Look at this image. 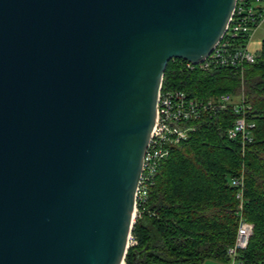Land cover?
I'll return each mask as SVG.
<instances>
[{
	"label": "water",
	"instance_id": "obj_1",
	"mask_svg": "<svg viewBox=\"0 0 264 264\" xmlns=\"http://www.w3.org/2000/svg\"><path fill=\"white\" fill-rule=\"evenodd\" d=\"M237 0H0V264H122L172 58Z\"/></svg>",
	"mask_w": 264,
	"mask_h": 264
},
{
	"label": "trees",
	"instance_id": "obj_2",
	"mask_svg": "<svg viewBox=\"0 0 264 264\" xmlns=\"http://www.w3.org/2000/svg\"><path fill=\"white\" fill-rule=\"evenodd\" d=\"M186 60H169L163 88H178L191 97L210 98L221 93L244 95L252 105L251 140L229 138L232 109L206 114L198 129L171 149L163 159L144 202L138 204L126 264H202L206 259L227 261L236 239L240 217L253 223L244 264H264V39L255 61L243 70L184 67ZM242 177L244 199L238 208Z\"/></svg>",
	"mask_w": 264,
	"mask_h": 264
},
{
	"label": "built area",
	"instance_id": "obj_3",
	"mask_svg": "<svg viewBox=\"0 0 264 264\" xmlns=\"http://www.w3.org/2000/svg\"><path fill=\"white\" fill-rule=\"evenodd\" d=\"M264 0H237L236 7L230 18L223 37L213 50L200 62L186 60L184 67L202 70H213L219 67L242 69L246 64L255 61L256 53L250 50V39L253 33L264 22ZM232 109L236 117L228 126L226 134L229 138L241 137L243 145L252 139L251 128L255 123L249 119L252 105L246 102L244 95L235 97L230 92L221 93L215 97H191L178 88H163L158 94L156 120L151 138L145 153L143 170L140 177L137 195L135 220L138 216V204L145 201L148 190L154 183L158 168L175 146L187 140L190 134L198 129L197 121L203 115L215 114L226 109ZM232 184L238 187V208L242 210L244 199V182L242 177L233 178ZM254 224L240 217L235 242L228 247L227 254L232 264H244L240 258L242 250L246 249ZM129 246L137 243L131 232ZM123 264H126L125 260Z\"/></svg>",
	"mask_w": 264,
	"mask_h": 264
},
{
	"label": "rangeland",
	"instance_id": "obj_4",
	"mask_svg": "<svg viewBox=\"0 0 264 264\" xmlns=\"http://www.w3.org/2000/svg\"><path fill=\"white\" fill-rule=\"evenodd\" d=\"M263 39H264V22L258 29L255 30V32L253 33V36L251 37L250 50L256 53L260 49ZM234 96L238 97L240 95H237V96L234 95ZM223 262L225 264H232V259L229 258L227 261H223ZM236 264H238V262H236Z\"/></svg>",
	"mask_w": 264,
	"mask_h": 264
},
{
	"label": "crops",
	"instance_id": "obj_5",
	"mask_svg": "<svg viewBox=\"0 0 264 264\" xmlns=\"http://www.w3.org/2000/svg\"><path fill=\"white\" fill-rule=\"evenodd\" d=\"M202 264H225V263L220 260L206 259Z\"/></svg>",
	"mask_w": 264,
	"mask_h": 264
},
{
	"label": "bare ground",
	"instance_id": "obj_6",
	"mask_svg": "<svg viewBox=\"0 0 264 264\" xmlns=\"http://www.w3.org/2000/svg\"><path fill=\"white\" fill-rule=\"evenodd\" d=\"M162 84H163V82H162ZM123 264V263H122Z\"/></svg>",
	"mask_w": 264,
	"mask_h": 264
}]
</instances>
